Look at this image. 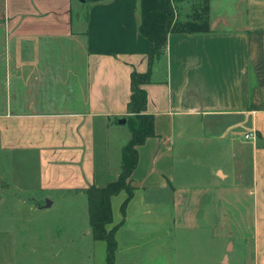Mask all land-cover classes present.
Listing matches in <instances>:
<instances>
[{"label": "crops", "instance_id": "crops-1", "mask_svg": "<svg viewBox=\"0 0 264 264\" xmlns=\"http://www.w3.org/2000/svg\"><path fill=\"white\" fill-rule=\"evenodd\" d=\"M139 1L0 0V204L56 213L92 250L85 189L118 177L130 74L154 48ZM208 23L170 33L144 84L156 136L137 147L112 264H264V0H208ZM10 215L0 264H19Z\"/></svg>", "mask_w": 264, "mask_h": 264}, {"label": "trees", "instance_id": "trees-1", "mask_svg": "<svg viewBox=\"0 0 264 264\" xmlns=\"http://www.w3.org/2000/svg\"><path fill=\"white\" fill-rule=\"evenodd\" d=\"M174 1H139L141 22H139L138 30L153 42L154 48L149 54V69L146 72L133 70L130 74V95L125 116L130 138L121 151L120 172L117 179L101 187L90 185L85 189L91 235L95 240L104 241L106 264L113 263L116 250L115 232L123 222L125 208L133 195L134 188L129 179L137 165V147L144 144L149 137L156 136L154 115L147 112L148 93L144 88V84L151 80V67L155 59L166 53L170 33H196L209 30L208 0L204 10H194L187 20L176 15ZM121 191L126 193L120 205L122 219L107 229L106 226L113 221L111 197Z\"/></svg>", "mask_w": 264, "mask_h": 264}, {"label": "rangeland", "instance_id": "rangeland-1", "mask_svg": "<svg viewBox=\"0 0 264 264\" xmlns=\"http://www.w3.org/2000/svg\"><path fill=\"white\" fill-rule=\"evenodd\" d=\"M205 5L206 0L174 1L176 15L184 20H187L194 10H204ZM34 171L35 167L32 165L28 176L21 175L18 178L23 182L25 179L33 181L36 179ZM32 186L34 183L31 182L29 188L32 189H29L27 194L36 193ZM10 213L20 217L16 225L19 264H106L104 241H95L94 249H90L85 238L77 234L72 226L64 223L56 213H50V216L40 219L37 217L38 213L29 211L25 205L16 207L8 202L3 206L0 204V225L3 223V217ZM81 225L79 224V230ZM48 229H52V232Z\"/></svg>", "mask_w": 264, "mask_h": 264}, {"label": "built area", "instance_id": "built-area-1", "mask_svg": "<svg viewBox=\"0 0 264 264\" xmlns=\"http://www.w3.org/2000/svg\"><path fill=\"white\" fill-rule=\"evenodd\" d=\"M246 137H247V138H251V137L254 138V134L251 132V133H249V134H246Z\"/></svg>", "mask_w": 264, "mask_h": 264}, {"label": "water", "instance_id": "water-1", "mask_svg": "<svg viewBox=\"0 0 264 264\" xmlns=\"http://www.w3.org/2000/svg\"><path fill=\"white\" fill-rule=\"evenodd\" d=\"M123 122H125V119L124 120H122Z\"/></svg>", "mask_w": 264, "mask_h": 264}]
</instances>
